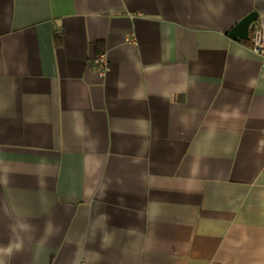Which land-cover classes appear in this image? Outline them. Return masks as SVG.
<instances>
[{"label": "crops", "instance_id": "0c3cea01", "mask_svg": "<svg viewBox=\"0 0 264 264\" xmlns=\"http://www.w3.org/2000/svg\"><path fill=\"white\" fill-rule=\"evenodd\" d=\"M252 12L264 42V0H0V264H264Z\"/></svg>", "mask_w": 264, "mask_h": 264}, {"label": "built area", "instance_id": "2783aa9c", "mask_svg": "<svg viewBox=\"0 0 264 264\" xmlns=\"http://www.w3.org/2000/svg\"><path fill=\"white\" fill-rule=\"evenodd\" d=\"M253 50L254 52L261 57L262 63L264 65V42L262 31L259 27L255 28L254 35L252 37ZM97 70L102 75L105 76L109 71V62L105 54H101L97 60Z\"/></svg>", "mask_w": 264, "mask_h": 264}, {"label": "water", "instance_id": "95a60500", "mask_svg": "<svg viewBox=\"0 0 264 264\" xmlns=\"http://www.w3.org/2000/svg\"><path fill=\"white\" fill-rule=\"evenodd\" d=\"M257 20V12L247 15L229 32V37L233 40H250V34L254 30Z\"/></svg>", "mask_w": 264, "mask_h": 264}, {"label": "trees", "instance_id": "16d2710c", "mask_svg": "<svg viewBox=\"0 0 264 264\" xmlns=\"http://www.w3.org/2000/svg\"><path fill=\"white\" fill-rule=\"evenodd\" d=\"M249 42H252V38L249 40Z\"/></svg>", "mask_w": 264, "mask_h": 264}]
</instances>
